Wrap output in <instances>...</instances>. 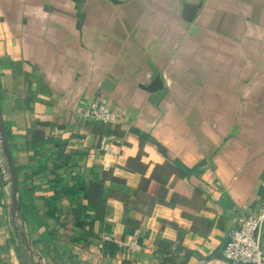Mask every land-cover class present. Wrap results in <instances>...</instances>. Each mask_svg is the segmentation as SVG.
<instances>
[{"label": "crops", "instance_id": "crops-1", "mask_svg": "<svg viewBox=\"0 0 264 264\" xmlns=\"http://www.w3.org/2000/svg\"><path fill=\"white\" fill-rule=\"evenodd\" d=\"M97 100L118 114L99 152ZM0 107L21 210L0 167V264H228L264 208V0H0ZM78 182L89 191L54 200ZM142 251L119 252L105 235Z\"/></svg>", "mask_w": 264, "mask_h": 264}, {"label": "built area", "instance_id": "built-area-1", "mask_svg": "<svg viewBox=\"0 0 264 264\" xmlns=\"http://www.w3.org/2000/svg\"><path fill=\"white\" fill-rule=\"evenodd\" d=\"M83 121H94L105 125H116L118 114L109 110L99 101L94 100L79 109ZM117 142L114 136H104L100 141L99 152L105 154L114 153V145ZM0 167L2 175L10 182L4 157L0 148ZM264 188V178L262 181ZM264 228V208L256 215L242 214L237 219V227L228 235V240L223 249V259L228 264H264V250L262 248V233ZM105 242L116 245L123 254L136 255L143 249L141 234L136 231L129 241H122L105 235ZM73 260L67 264H116L114 259L104 254L100 248L85 247L76 244L71 250Z\"/></svg>", "mask_w": 264, "mask_h": 264}, {"label": "water", "instance_id": "water-1", "mask_svg": "<svg viewBox=\"0 0 264 264\" xmlns=\"http://www.w3.org/2000/svg\"><path fill=\"white\" fill-rule=\"evenodd\" d=\"M0 148L9 174L10 184L13 189V194H14L13 209L16 214V212H19L21 210V205H20L21 199L19 195L20 181L16 169V163L11 150L6 125L2 117L1 107H0ZM262 248L264 250V228L262 233Z\"/></svg>", "mask_w": 264, "mask_h": 264}, {"label": "trees", "instance_id": "trees-1", "mask_svg": "<svg viewBox=\"0 0 264 264\" xmlns=\"http://www.w3.org/2000/svg\"><path fill=\"white\" fill-rule=\"evenodd\" d=\"M99 127L103 130V134L104 135H110V134L113 133L109 129V127L106 126L105 124L99 123ZM6 129H7V127H6ZM7 133H8V138H9L8 129H7ZM88 191H89V189L87 188V185L86 184L81 183V182H78L77 185L74 188H72V189H56L55 190L56 196H55L54 200L59 199L63 195L64 196L66 195V196H69V197H72V198L78 197L81 194H84V193L87 194Z\"/></svg>", "mask_w": 264, "mask_h": 264}]
</instances>
